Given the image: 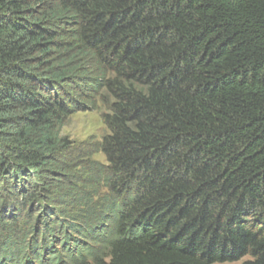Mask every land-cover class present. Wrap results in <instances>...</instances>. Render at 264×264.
Returning <instances> with one entry per match:
<instances>
[{"label":"trees","instance_id":"trees-1","mask_svg":"<svg viewBox=\"0 0 264 264\" xmlns=\"http://www.w3.org/2000/svg\"><path fill=\"white\" fill-rule=\"evenodd\" d=\"M97 98L106 165L59 134ZM57 198L75 213L25 212ZM244 258L264 264V0H0V264Z\"/></svg>","mask_w":264,"mask_h":264},{"label":"rangeland","instance_id":"rangeland-1","mask_svg":"<svg viewBox=\"0 0 264 264\" xmlns=\"http://www.w3.org/2000/svg\"><path fill=\"white\" fill-rule=\"evenodd\" d=\"M106 109H107V105L104 104L103 101L97 98L95 100V103L92 105V107H90L87 110L74 113L73 115L69 116L60 126L59 134L60 136L65 137L69 142V153L73 155L74 158L75 157L78 158L79 156L83 160L87 159L90 162L92 161L100 165H106L105 157L100 152L97 151L98 146H96L98 143H100L103 140L104 136H106L108 133L107 128L103 121V115L106 112ZM63 158L64 157L59 156V159H63ZM82 164H84L83 161L80 162V165ZM80 169L81 168H77L75 171H78ZM80 186L82 185L79 184L77 187ZM50 190L53 193V195L55 196L57 195V197L59 196L60 190L57 186L51 187ZM98 191L99 194H97L96 197H94V200L97 199V196L99 197L104 194L103 188H99ZM58 199L61 198H57L53 202L46 201L47 204L46 209L41 208L39 212L37 211L39 208L36 207L33 209L26 208L25 212L30 214L32 213V211H35L33 212V214H31L34 216L33 218L34 222L39 220L40 216L45 217L46 215L44 214V212H47V210L49 209L58 210V208L59 209L66 208L67 210L74 211L72 213H75L76 205L69 203V201L65 202V199L59 202ZM66 203L68 205H66ZM72 205L73 207L71 208L70 206ZM60 255L61 253H59L57 256L60 257ZM246 259L247 258H244L237 262L222 263V264H241Z\"/></svg>","mask_w":264,"mask_h":264}]
</instances>
